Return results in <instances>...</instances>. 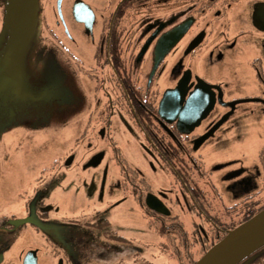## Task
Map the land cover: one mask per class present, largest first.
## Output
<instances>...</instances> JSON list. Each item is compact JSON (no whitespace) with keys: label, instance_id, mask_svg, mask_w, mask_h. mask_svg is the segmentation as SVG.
Segmentation results:
<instances>
[{"label":"flooded vegetation","instance_id":"obj_1","mask_svg":"<svg viewBox=\"0 0 264 264\" xmlns=\"http://www.w3.org/2000/svg\"><path fill=\"white\" fill-rule=\"evenodd\" d=\"M10 3L11 0H0V36ZM42 3L39 15L42 20H36L31 44H24L25 55L29 53L37 65L54 42L82 64L90 82H99L104 91L101 96H108L103 124L97 121L99 126L92 131L88 129L89 148L79 151L80 157L73 151L60 158L55 162L56 172L65 175V166H72L76 159L80 161L79 170L97 171L105 161L106 153L100 142L107 141V130L113 127L111 119L126 116L142 134V145L152 158V165L157 163L162 174H172L175 183L173 189L155 191L139 174L141 184H137L139 178L131 179L130 167L120 163L126 174L123 192L119 198L107 191L93 195L97 206L104 205L105 209L94 208L92 220H86L85 228L79 205L62 212L52 203L55 185L43 172L33 179V188L26 192L29 200L16 209L20 212L0 206V264L56 261L114 264L128 257L130 241L117 232L116 211L129 202V187L137 205L158 225L178 219L173 215L175 206L178 210H197L206 223L196 227L201 245L210 244L247 216L264 209V145L252 165L246 166L239 156H232L202 171L203 164L207 165L202 149L219 148L230 144L232 139L233 144H243L244 132L242 136L239 133L244 124L264 118V0H42ZM171 5L174 11L162 15L161 10ZM28 17L25 14L24 18ZM38 23L42 24L39 37ZM182 24L186 26L184 34L170 40ZM5 32L8 42L10 30ZM168 39L170 49L158 59V45ZM11 41L15 51L17 40L12 36ZM6 64L7 67L0 65V96H6L5 83L16 80L15 70L9 64L23 68L19 60L6 58ZM180 84L181 90L174 96L186 99L207 96L206 105L210 106L208 110L200 108L189 124L181 123L171 105L165 109L168 119L160 113L165 93ZM3 100L0 104L4 106ZM240 100L243 101L234 103ZM14 115L10 110L2 128ZM198 173L209 177L216 195L231 198L226 205L231 213L228 221H220L211 212ZM17 179L19 183L25 181L23 175ZM97 180L94 175L90 184ZM149 193L158 197L171 213L165 215L150 209L146 204ZM82 198L86 201V195ZM217 220L223 224L221 228ZM46 226L49 232L43 231ZM99 227L104 230L98 232ZM207 227L217 228L216 235L209 234Z\"/></svg>","mask_w":264,"mask_h":264},{"label":"rangeland","instance_id":"obj_2","mask_svg":"<svg viewBox=\"0 0 264 264\" xmlns=\"http://www.w3.org/2000/svg\"><path fill=\"white\" fill-rule=\"evenodd\" d=\"M41 7H43L42 0H40L39 11H42ZM164 9L161 10L162 15L172 13L175 8L171 5ZM40 18L41 16L38 20ZM40 24L38 23L36 27L37 36H40L42 32V24ZM8 30L11 36L7 42L4 32L6 31L5 34H7ZM14 30L13 25L8 28L5 26L0 36L1 67H7L6 58L12 59L13 62L22 61L23 65L20 70L18 66L15 68L9 64V68L15 70L16 80H8L3 89L7 91L6 96H0V100L4 98L3 104H5L4 106L0 104V206L2 205L7 211L15 212L19 205L29 200L26 192L33 188V179L44 172L55 185V197L52 203L60 207L62 212L71 211L72 207L79 205L83 210L81 214L84 213L81 224L85 223L84 226L87 228L86 222L92 220L93 209H105L104 205L97 206L93 195L98 193L102 195L107 191V193L113 192V196L117 195L116 198H119L123 192L122 184L126 174H123L120 163L130 167L131 179L134 180L141 175L140 177H144L155 191L174 188V176L169 173L162 174L157 163L152 165V158L142 145V134L126 116L119 118L113 116L111 119L110 126L113 127L107 130V141L100 142L106 153L105 161L97 171L85 173L79 170L80 161L76 159L72 166H65V175L58 174L56 161L73 151L80 157L85 148L87 147L86 150L89 148L87 142L91 139L88 137L90 132L88 129L92 131L94 126H99L97 121L103 124L105 99L107 97L108 101V96H101L104 91L99 82H90L86 69L81 67L82 64L75 62L73 56L54 42L48 54L41 55L38 59L37 65L33 63L29 53L25 55L27 49L24 47L22 49L17 47L15 51H12L11 37ZM23 41L20 29L17 34V44H22ZM26 43L29 45L31 41ZM43 50L45 51L44 48ZM77 50L80 48L78 47ZM1 75L2 72H0V79ZM10 110L15 115L2 128L4 125L2 121L10 115ZM239 134L245 137L243 144H233L235 141L232 139L230 144L225 146L202 149L207 163V165L203 164V172L204 168L208 170L216 162L232 156H239L246 166L257 161L258 153L264 145V118L244 124V129ZM116 154L117 159L114 157ZM53 165L55 169L52 168ZM18 175H23L25 181L19 183ZM94 175L98 180L90 184ZM198 175L206 198L213 209L211 212L220 221H228V215L231 213L227 211L226 205L232 201L231 198L216 195L209 177L201 176L200 173ZM140 177H137L139 180H135L137 184L139 182L141 184ZM82 195H86V201ZM88 195L91 197L88 198ZM173 215H177L176 221L183 224V229L186 231L185 238L178 236L174 230L169 233V236L167 233H160L161 225L155 223L154 219L142 211L132 197L131 187H129V202L118 207L116 211L117 232L132 241L133 244L129 243V245L141 249L137 257L145 258L152 264H182L180 260L188 256H193L192 260L198 261L208 247L200 244L198 229L196 230L198 224L206 225L203 217L197 210L188 211L182 208L178 210V206H175ZM174 222L167 221L163 226H166L168 230L167 227L173 226ZM48 227L46 226L43 231L49 232ZM99 229L98 232L104 230L103 227ZM205 230H208L209 234L215 233L214 228L207 227ZM59 233L62 234L61 231ZM42 243L45 244L44 241ZM125 257L116 260L114 264L132 259L130 254ZM252 260L253 254L240 264H253ZM258 263L261 264L256 262ZM55 264L59 262L56 261Z\"/></svg>","mask_w":264,"mask_h":264},{"label":"water","instance_id":"obj_3","mask_svg":"<svg viewBox=\"0 0 264 264\" xmlns=\"http://www.w3.org/2000/svg\"><path fill=\"white\" fill-rule=\"evenodd\" d=\"M39 9L40 0H11L7 11L6 26L8 24L15 27L12 36L16 40L18 30L21 29L24 41L21 46L17 44L18 48L22 49L24 44H27L26 41L29 42L32 38L36 20L41 12ZM9 13L14 14L10 15ZM25 14L29 17L24 18ZM185 29L186 26L182 24L180 29L176 30L177 34L169 39L179 38L184 34ZM169 39L159 43L157 48L158 59H161L170 49L168 46ZM180 90L181 84L175 90H168L165 93L160 104V113L168 119L165 109L171 105L175 110L174 113L179 115L181 123L189 124L193 116L198 114L200 108L208 110L210 106L206 105L207 96H189L187 99L186 96H174ZM185 99L186 104L183 106ZM241 101L243 100L234 103ZM206 136L200 141H203ZM146 204L158 213L165 215L171 213L169 208L151 193L147 196ZM262 247H264V209L238 227L228 231L227 235L213 245L195 264H240Z\"/></svg>","mask_w":264,"mask_h":264},{"label":"trees","instance_id":"obj_4","mask_svg":"<svg viewBox=\"0 0 264 264\" xmlns=\"http://www.w3.org/2000/svg\"><path fill=\"white\" fill-rule=\"evenodd\" d=\"M262 211V209L260 210ZM258 211V212H260ZM258 212H255V213H252L251 215L247 216L243 221H241L240 224H238L236 227H238L239 225H241L242 223L246 222L247 220H249L250 218H252L255 214H257ZM169 220H173V219H169ZM217 224L219 226V228H221L223 226V224L217 220ZM173 226L171 227H167L168 230H166V226H163L161 225L160 226V233L162 234H166L169 236V233L172 232V230L176 231L178 233V236L180 237H184L186 236V231L185 229H183V224L181 223H178L177 221L174 222L172 224ZM234 227V228H236ZM234 228H230L229 230L225 231L223 233V235H221L220 237H218V239L214 238L215 241L211 242L210 244H207L205 248V251L204 253H206V250L210 249L213 245H215L217 242H219L222 238H224L228 231L234 229ZM224 229H227V226L223 228ZM171 230V231H170ZM218 229L216 228V230H214L215 232L217 231ZM214 235H216L215 233H213ZM215 237V236H214ZM130 244H133L131 241H130ZM140 250L139 248L137 247H134L133 245H129V254L132 256V259L129 261V264H152V262L146 260L145 258H141V257H137V255L140 253ZM193 256H188V258H184V259H181L180 260V263L182 264H195L197 260H192ZM192 260V261H191ZM189 261V262H187ZM253 264H256V262H260L261 264H264V247H262L261 249H259L257 252H255L253 254ZM259 264V263H258Z\"/></svg>","mask_w":264,"mask_h":264}]
</instances>
